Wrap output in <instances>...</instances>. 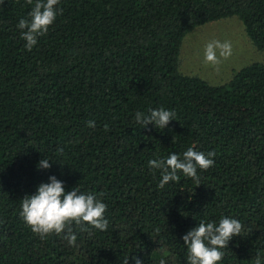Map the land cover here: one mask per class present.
I'll list each match as a JSON object with an SVG mask.
<instances>
[{"label": "trees", "instance_id": "1", "mask_svg": "<svg viewBox=\"0 0 264 264\" xmlns=\"http://www.w3.org/2000/svg\"><path fill=\"white\" fill-rule=\"evenodd\" d=\"M34 3L0 2V264H188L182 237L222 217L243 230L217 264H264V64L220 86L179 70L184 38L222 19L264 50V0H60L28 51L17 24ZM161 107L164 129L134 119ZM189 147L216 154L200 185L180 172L160 188L149 161ZM53 175L107 205L106 231L33 233L21 200Z\"/></svg>", "mask_w": 264, "mask_h": 264}, {"label": "clouds", "instance_id": "2", "mask_svg": "<svg viewBox=\"0 0 264 264\" xmlns=\"http://www.w3.org/2000/svg\"><path fill=\"white\" fill-rule=\"evenodd\" d=\"M26 2L33 5V0H26ZM59 3L60 0H35L28 14L29 18L19 20L17 28L21 30V37L26 41L25 48L28 51L37 44L38 37L48 32L57 15L62 14V9L57 7ZM231 54V41L212 40L204 49L205 63L218 65L221 58L227 59ZM134 119L142 126L154 124L156 128L164 129L169 122L175 120V112L163 107L150 109L147 115L137 111ZM88 127L94 128L95 122L89 121ZM105 130H108L107 125ZM58 151L62 152L63 148H59ZM215 155L214 151L205 153L189 147L182 156L172 153L166 158L150 160L149 168L160 170L162 177L158 185L160 188L170 181L178 182L180 172L199 186L200 177L197 170H208L212 167L215 163ZM51 166L50 160L43 158L37 167L49 169ZM49 181L41 183L35 194L25 195L21 200L20 216L33 233L39 235L41 239L52 233L57 235L65 233L64 239L67 243L75 246L77 236L73 232V223L81 230H86L85 224L100 231L107 230L109 225V221L105 218L107 205L96 194L82 193L77 187L66 191L64 183L54 175L49 177ZM100 196H103V193ZM242 230V223L231 217H222L218 224L214 221L201 220L198 226L190 229L182 237L188 249V264H217L225 255L223 249L228 248L229 241L234 236H240ZM132 259L135 264H143L139 258ZM124 264H128V259ZM160 264H166V261L161 259ZM257 264H260L259 258H257Z\"/></svg>", "mask_w": 264, "mask_h": 264}, {"label": "rangeland", "instance_id": "3", "mask_svg": "<svg viewBox=\"0 0 264 264\" xmlns=\"http://www.w3.org/2000/svg\"><path fill=\"white\" fill-rule=\"evenodd\" d=\"M212 40L232 43V54L221 58L218 65L205 63L204 49ZM254 63L264 64V50L258 49L246 33L238 17L210 22L194 29L183 40L179 70L182 74L198 77L213 86L228 83L234 74Z\"/></svg>", "mask_w": 264, "mask_h": 264}]
</instances>
